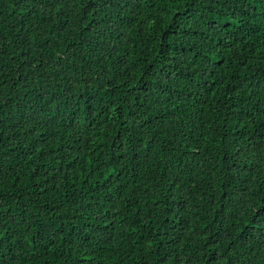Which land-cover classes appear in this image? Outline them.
<instances>
[{"label":"trees","instance_id":"obj_1","mask_svg":"<svg viewBox=\"0 0 264 264\" xmlns=\"http://www.w3.org/2000/svg\"><path fill=\"white\" fill-rule=\"evenodd\" d=\"M0 264H264V0H0Z\"/></svg>","mask_w":264,"mask_h":264}]
</instances>
